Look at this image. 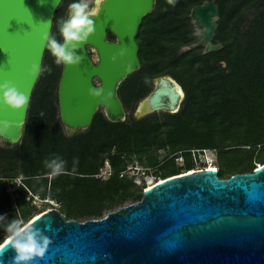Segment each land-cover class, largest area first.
<instances>
[{
    "label": "trees",
    "instance_id": "trees-1",
    "mask_svg": "<svg viewBox=\"0 0 264 264\" xmlns=\"http://www.w3.org/2000/svg\"><path fill=\"white\" fill-rule=\"evenodd\" d=\"M66 1L55 12L51 32L59 40L57 20L66 16ZM204 1L157 0L137 35L141 67L119 87L130 107L153 89L155 77L170 74L186 91L177 112L111 121L98 111L88 129L70 135L54 101L57 65L46 48L44 67L52 72H42L32 94L22 140L0 144V216L11 220L19 208L29 222L41 212L28 198L32 191L58 200L68 219L103 217L127 200L142 198L148 185L126 172L134 159L158 167L163 178L195 169L192 148L214 149L222 178L264 163V0H216L219 19L213 41L223 47L210 52L194 45L200 36L190 15ZM179 152L183 165L176 161ZM54 156L66 162L55 176L44 163ZM106 160L111 174L103 179L98 174ZM19 176L20 184L15 181ZM6 222L0 221V244Z\"/></svg>",
    "mask_w": 264,
    "mask_h": 264
},
{
    "label": "water",
    "instance_id": "water-1",
    "mask_svg": "<svg viewBox=\"0 0 264 264\" xmlns=\"http://www.w3.org/2000/svg\"><path fill=\"white\" fill-rule=\"evenodd\" d=\"M61 2L0 0V83L13 81L30 102L41 72L33 75L28 70L33 63L43 66L42 37L52 32ZM156 4L157 0H105L94 18L95 33L78 50L82 63L63 65L58 108L68 134L88 129L100 109L111 121L127 118L119 87L141 67L137 35ZM190 15L200 36L194 45H204V52L221 49L223 44L213 41L217 1L193 6ZM121 49L125 55L114 63L111 57ZM97 85L105 89V96L111 93L106 100L88 94ZM185 95L174 76H157L135 117L177 112ZM30 102L22 110L0 105V120L11 122L0 135L5 143L22 140ZM27 223L44 230L52 241L45 257L32 264H264V163L228 178L215 168L167 176L145 188L140 200L100 218L68 219L60 209L49 208ZM15 255L6 240L0 244V264H13Z\"/></svg>",
    "mask_w": 264,
    "mask_h": 264
},
{
    "label": "clouds",
    "instance_id": "clouds-1",
    "mask_svg": "<svg viewBox=\"0 0 264 264\" xmlns=\"http://www.w3.org/2000/svg\"><path fill=\"white\" fill-rule=\"evenodd\" d=\"M43 2V0H42ZM105 0H73L67 6V17L61 16L57 20V27L61 40L51 32H45L42 40L44 46L54 57L56 65L78 66L84 57L78 54L81 45H84L96 31L95 19L101 12V6ZM47 23V22H46ZM125 49H121L111 57L115 63L118 57L125 55ZM98 62V58H97ZM30 74L42 71L52 72L51 67L42 68L40 64L33 63L29 68ZM88 94L93 98L104 97L106 100L111 93L99 85L88 89ZM30 102V98L11 80L0 83V105L5 109L22 110ZM11 127L7 119L0 120V135H4ZM45 166L50 169V174H61L65 169L66 162L59 156L45 160ZM74 163L76 161L74 160ZM194 170V169H193ZM191 171V170H190ZM0 221H7L3 227L6 233L5 240L16 253L13 264H32L37 258L43 259L51 244V239L45 235L44 230L27 223L20 216L19 208L16 209L15 217L8 220L6 215L0 216Z\"/></svg>",
    "mask_w": 264,
    "mask_h": 264
},
{
    "label": "rangeland",
    "instance_id": "rangeland-1",
    "mask_svg": "<svg viewBox=\"0 0 264 264\" xmlns=\"http://www.w3.org/2000/svg\"><path fill=\"white\" fill-rule=\"evenodd\" d=\"M64 2H65V0H62L61 4L64 3ZM66 3H68V4L71 3V0H67ZM66 17H67V15L65 16V18ZM195 28H196V26H195ZM42 68H44V63H43ZM42 72L40 74V77L42 75ZM40 77H39V79H38V81H37V83L35 85L34 90L37 88L36 86H37V84H38V82L40 80ZM34 90H33V92H34ZM56 93H57V90L55 89V96H54L55 103H56ZM139 101H137L136 103H133L130 107H126V109H127V117H129L130 115L135 116L136 108L138 106ZM63 127H64V125H63ZM64 129H65L66 133H68L65 127H64ZM83 130L84 129H77V130H75L74 133L79 132V131H83ZM0 144L5 145L6 143L2 139H0ZM209 156H211V154L207 153L205 155L200 156V158H198V159L194 158L195 169L201 167L205 163V161L207 159L209 160L210 159ZM176 161H177V163L179 165H183V163H184V161H180V160H176ZM215 163L217 164V158L215 160ZM101 171H102L101 172V177L103 179L108 178L109 175L111 174L110 173L111 172L110 165L105 164V167H103ZM157 171H158V167H147L146 165H144L141 162H139V160L134 159V160H132L130 162L126 172L128 173V175L130 177H133L137 183L145 182L146 185L150 186L151 184L156 183V182L160 181L163 178L162 176H160V174H158ZM184 171L185 170L182 169V172H184ZM9 190L13 191V187H9ZM129 203H133V201L127 200L125 205L129 204ZM34 204H35V207H36L37 211H41L40 213H42L43 211H45V210H47V209H49L51 207V204L46 202L45 198H42V197H40V199H38L37 202L34 203ZM60 207H61V203H60L59 209H60Z\"/></svg>",
    "mask_w": 264,
    "mask_h": 264
},
{
    "label": "built area",
    "instance_id": "built-area-1",
    "mask_svg": "<svg viewBox=\"0 0 264 264\" xmlns=\"http://www.w3.org/2000/svg\"><path fill=\"white\" fill-rule=\"evenodd\" d=\"M191 152H192V154H193L195 159H198V158H200V156L205 155L207 153L211 154V156H209L210 159L209 160L207 159L205 161V163L201 167L196 168V169H202V168H215V169H218L217 164L215 163V160L217 158V153H216V151L214 149H211V148H192ZM176 160L184 161V156H183L182 152H179L177 154ZM105 164L110 165V162L108 160H106ZM101 172L98 174L99 176H101ZM15 181H17V183H19V184L22 183L21 176L17 177ZM28 198L29 199L31 198L32 201L34 203H36L37 200L40 199V196L38 194H35L32 191H30V193L28 195ZM45 201L51 204L50 208H58L59 209L60 202L58 200L52 199L50 196H48V197L45 198Z\"/></svg>",
    "mask_w": 264,
    "mask_h": 264
},
{
    "label": "flooded vegetation",
    "instance_id": "flooded-vegetation-1",
    "mask_svg": "<svg viewBox=\"0 0 264 264\" xmlns=\"http://www.w3.org/2000/svg\"><path fill=\"white\" fill-rule=\"evenodd\" d=\"M71 2H73V0H71ZM66 15H67V10H66ZM111 34H113V33H111V32H109V38L110 39H115V36L112 38L111 37ZM114 35V34H113ZM61 42H62V39H61ZM88 49L91 51V53L93 54L94 52L91 50V48L90 47H88ZM62 70H63V64H61V65H57V72H58V76H57V83H56V90H57V93H56V103H57V105H58V85H59V80H60V77H61V73H62ZM99 111H103L102 109H100ZM58 115H59V108H58Z\"/></svg>",
    "mask_w": 264,
    "mask_h": 264
},
{
    "label": "bare ground",
    "instance_id": "bare-ground-1",
    "mask_svg": "<svg viewBox=\"0 0 264 264\" xmlns=\"http://www.w3.org/2000/svg\"><path fill=\"white\" fill-rule=\"evenodd\" d=\"M152 185V184H151Z\"/></svg>",
    "mask_w": 264,
    "mask_h": 264
}]
</instances>
